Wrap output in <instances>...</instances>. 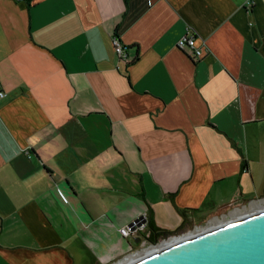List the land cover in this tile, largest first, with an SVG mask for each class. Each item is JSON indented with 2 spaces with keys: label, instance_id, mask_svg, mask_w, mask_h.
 I'll use <instances>...</instances> for the list:
<instances>
[{
  "label": "crops",
  "instance_id": "0c3cea01",
  "mask_svg": "<svg viewBox=\"0 0 264 264\" xmlns=\"http://www.w3.org/2000/svg\"><path fill=\"white\" fill-rule=\"evenodd\" d=\"M0 92V264H122L263 200L264 0H0ZM144 213L168 235L119 233Z\"/></svg>",
  "mask_w": 264,
  "mask_h": 264
},
{
  "label": "water",
  "instance_id": "95a60500",
  "mask_svg": "<svg viewBox=\"0 0 264 264\" xmlns=\"http://www.w3.org/2000/svg\"><path fill=\"white\" fill-rule=\"evenodd\" d=\"M203 228L122 264H264V207Z\"/></svg>",
  "mask_w": 264,
  "mask_h": 264
},
{
  "label": "built area",
  "instance_id": "2783aa9c",
  "mask_svg": "<svg viewBox=\"0 0 264 264\" xmlns=\"http://www.w3.org/2000/svg\"><path fill=\"white\" fill-rule=\"evenodd\" d=\"M111 44L113 48V52L118 56L119 59L123 60L124 62H128V52L125 49V46L120 42L119 38L115 35L111 38ZM176 47L180 50L186 51L190 56L192 57H199L202 54V51L199 47L195 44V37L193 34H190L189 32L181 36L176 41ZM3 92H0V96H3ZM63 200L66 199L63 197ZM210 224H207L206 226H209ZM205 225H201L199 227H206ZM195 229V228H194ZM119 233L127 237L129 235L138 237L143 242H147V238L150 235V232L148 230V216L144 213L135 220H133L130 224H127L125 226H122L118 228ZM180 236V235H179ZM165 241V238H162L161 241L158 243H152L148 244L147 246H158L159 244H162Z\"/></svg>",
  "mask_w": 264,
  "mask_h": 264
},
{
  "label": "trees",
  "instance_id": "16d2710c",
  "mask_svg": "<svg viewBox=\"0 0 264 264\" xmlns=\"http://www.w3.org/2000/svg\"><path fill=\"white\" fill-rule=\"evenodd\" d=\"M125 49L128 52L130 47L126 46ZM136 56H137V53L133 57V60L136 58ZM148 230L150 232V235H149L148 239L151 242H153L154 239H156V237L159 236V235H161V236L168 235L167 232H165L164 230H160V229L155 228L151 223H148Z\"/></svg>",
  "mask_w": 264,
  "mask_h": 264
},
{
  "label": "flooded vegetation",
  "instance_id": "af4514ba",
  "mask_svg": "<svg viewBox=\"0 0 264 264\" xmlns=\"http://www.w3.org/2000/svg\"><path fill=\"white\" fill-rule=\"evenodd\" d=\"M261 195H262L261 198H263V200H261L260 202H256V204H254L255 207L251 208L250 210L255 209V208H261V207H264V195H263V194H261ZM257 204H259V205H257ZM250 210H249V211H250ZM217 222H220V221H217ZM217 222H215V223H217ZM166 240H167V239H166Z\"/></svg>",
  "mask_w": 264,
  "mask_h": 264
},
{
  "label": "bare ground",
  "instance_id": "6f19581e",
  "mask_svg": "<svg viewBox=\"0 0 264 264\" xmlns=\"http://www.w3.org/2000/svg\"><path fill=\"white\" fill-rule=\"evenodd\" d=\"M262 208V207H261ZM256 209V208H255ZM220 223V222H219ZM168 240V241H167ZM167 240H165L162 244H165L166 242H169V239H167ZM162 244H159L158 246H160V245H162ZM158 246H150L147 250H145V251H143L142 253H144V252H148L149 250H151V249H153V248H156V247H158ZM146 249V248H145ZM142 253H140V254H142ZM139 255V254H138ZM134 257H136L135 255H134ZM134 257H132V258H134ZM131 259V258H130ZM130 259H128V260H130ZM128 260H126V261H128ZM126 261H124V262H126ZM124 262H122V263H124Z\"/></svg>",
  "mask_w": 264,
  "mask_h": 264
},
{
  "label": "rangeland",
  "instance_id": "374dc122",
  "mask_svg": "<svg viewBox=\"0 0 264 264\" xmlns=\"http://www.w3.org/2000/svg\"><path fill=\"white\" fill-rule=\"evenodd\" d=\"M227 219H229V218H227ZM227 219H224V220H227ZM220 222H222V221H220ZM217 223H219V222H217ZM205 226H206V225H205ZM202 229H204V228H202ZM157 243H158V242H157ZM149 247H150V246H148L147 249H148Z\"/></svg>",
  "mask_w": 264,
  "mask_h": 264
}]
</instances>
